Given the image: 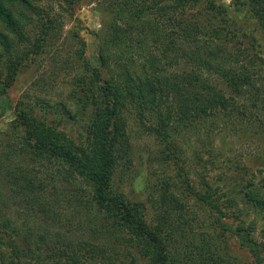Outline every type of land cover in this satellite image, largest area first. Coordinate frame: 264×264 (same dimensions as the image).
I'll list each match as a JSON object with an SVG mask.
<instances>
[{"label": "trees", "instance_id": "1", "mask_svg": "<svg viewBox=\"0 0 264 264\" xmlns=\"http://www.w3.org/2000/svg\"><path fill=\"white\" fill-rule=\"evenodd\" d=\"M34 1L42 0H0V98L61 35L55 12ZM54 1L74 10L96 2L103 14L99 65L84 60L86 44L77 36L78 61L101 89L88 128L92 148L82 151L15 107V119L0 131V264H231L234 236L264 264V240L251 237L261 222L264 238V198L245 212H255L253 222L234 228L215 196L165 179L149 219L145 204L115 182L132 162L124 115L131 106L159 114L166 127L222 114L232 130L245 124L264 134V68L229 44L252 36L253 24L264 34V0ZM191 5L221 22L188 13Z\"/></svg>", "mask_w": 264, "mask_h": 264}, {"label": "rangeland", "instance_id": "2", "mask_svg": "<svg viewBox=\"0 0 264 264\" xmlns=\"http://www.w3.org/2000/svg\"><path fill=\"white\" fill-rule=\"evenodd\" d=\"M34 2L55 12L61 35L51 47L53 51L32 57L8 94L0 98V131L8 128L15 119V107L21 105L63 132L82 151L89 152L92 139L88 128L94 114L93 102L101 97V89L93 74L83 70L78 53L83 50L82 39L86 44L82 57L99 65L96 35L103 27V14L96 2L77 5L75 10L54 0ZM187 12L208 23L221 22L217 15L206 16L207 11L199 5H191ZM250 28L255 31L252 36L230 38V48L245 62L264 68V54L260 51L264 50V34L258 35L254 24ZM25 49V43L18 44V50ZM124 115L133 155L132 162L122 166L115 182L131 200L145 204L149 219L155 215L152 210L167 179L177 189L186 190L185 182L192 192L215 196L234 228L253 222L255 212H245L257 210L264 198V134L260 129L244 124L240 131L232 130L224 123L222 114L201 116L170 127H166L159 114L134 106L128 107ZM158 129H168V137H162ZM260 224H255L251 237L261 243L264 238L261 227L257 228ZM229 244L231 264H257L256 256L241 245L238 237H230Z\"/></svg>", "mask_w": 264, "mask_h": 264}]
</instances>
